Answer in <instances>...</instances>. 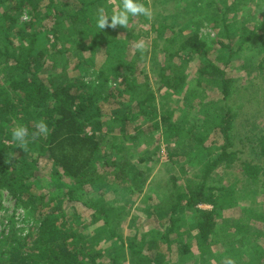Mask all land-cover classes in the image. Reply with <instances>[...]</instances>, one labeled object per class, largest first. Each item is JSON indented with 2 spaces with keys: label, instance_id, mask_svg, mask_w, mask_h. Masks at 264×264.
<instances>
[{
  "label": "trees",
  "instance_id": "obj_1",
  "mask_svg": "<svg viewBox=\"0 0 264 264\" xmlns=\"http://www.w3.org/2000/svg\"><path fill=\"white\" fill-rule=\"evenodd\" d=\"M73 1L70 7L66 0H0V195L29 212L35 224L32 232L23 236L9 232L0 240V264H117L118 250L102 249L98 237L115 238L120 251L128 249L131 264L138 257L147 264H180L171 259L170 240L180 237L183 224H195L203 244L196 264H225L227 258L235 264H264V202L250 207L264 200V123L249 117V122L237 125L239 115L227 99L236 95L241 78L213 61L196 32L165 19L156 6L162 0H152L151 18L145 19L150 20L155 39L152 50L165 47L162 58L177 57L183 68L196 62L190 76L205 99L203 113H193L181 104L187 83L182 72L161 69L156 89H144L137 80L139 60L132 55L139 35L120 26H97L100 9L110 20L113 0ZM116 1L122 7L121 0ZM202 1L212 4L195 0L198 8ZM139 2L148 8L146 0ZM23 14L26 22L20 21ZM243 41L239 46L251 42L264 50L258 46L264 45V32ZM93 50L102 52L99 68L109 58L117 63L87 80L97 67L90 55ZM67 69L77 72L68 75ZM258 69L261 80L263 69ZM254 80L249 78V83ZM161 89L164 95L157 96ZM167 96L176 97L178 119L157 106L156 98L163 101ZM36 120L44 121L49 131L32 139ZM20 125L28 128L33 157H20L24 149L12 136ZM159 125L157 135L167 145L170 168L179 167L167 181L152 174L159 161L153 151L136 152ZM42 157L69 178L62 193L55 194L52 179L41 172ZM148 159L152 164L146 165ZM217 169L223 172L222 179L214 178ZM97 181L102 187H94ZM54 183L63 186L61 178ZM145 186L155 199L149 202L147 215L154 213L163 229L144 227L125 241L119 220L123 207L118 205L117 211L114 203L142 194ZM149 198L143 194V200ZM77 204L89 211L93 229L81 226ZM231 207L259 214L249 216L246 226L239 220L218 222ZM214 236L219 238L217 247L211 246ZM176 249L180 255L190 253L180 240Z\"/></svg>",
  "mask_w": 264,
  "mask_h": 264
},
{
  "label": "rangeland",
  "instance_id": "obj_2",
  "mask_svg": "<svg viewBox=\"0 0 264 264\" xmlns=\"http://www.w3.org/2000/svg\"><path fill=\"white\" fill-rule=\"evenodd\" d=\"M146 1L148 2L147 7L150 11H152L154 2L152 0ZM162 1H156V6L164 13L166 17L165 19L176 22V24H174L173 21L170 22L175 27L177 26L181 29H190L196 32L200 39L203 40L209 48L211 52L210 56L213 61L220 64L223 68L226 67L228 69L227 71L232 73V76L241 78L240 86H238V92L235 96L230 94L227 99L229 106L235 109L239 115L237 125H241L242 122L249 119V117L252 119H260L262 123H264V77L261 80H257L259 66L260 69H263V73L261 75H264V50L258 49V47L251 44V42L239 46L241 43H244L243 40L245 38L264 32V13L263 6H261V3L264 0H248V2L244 0H212V4H208L207 1H202L200 6L202 8L197 7L198 4L195 0ZM66 2H69L70 7L75 5L73 0H66ZM226 8L229 9L225 10ZM120 9L121 7L119 2L116 0L111 1L108 9L110 18ZM145 19H148V17L142 14L137 16L130 15L128 25L126 27L127 30H132V32L134 30V32L139 35L136 43L143 41L145 44L143 52L137 48L132 50L133 59L136 61L139 60L137 62L136 70L138 76L137 80L143 83L144 89L154 91V89H156L155 80L160 78L161 69H164L165 73L169 71H180L187 78V83L183 92L186 96V101L184 100L181 102L182 106L186 109L189 108L193 113H203L204 106L202 103L205 97L203 95L200 96L201 90L195 85L194 80L190 76L191 69L195 66L196 62H191L188 68H186V64H184L185 68H183V65H179L180 60L177 57L168 59L162 58L163 49L165 47H163V49L162 47H158L155 51L152 50L151 46L154 44L155 39L152 37L153 34L149 30L150 20ZM27 20V14L21 15L20 21L26 22ZM230 40L234 41L230 44ZM82 45L83 44L80 43L78 46L82 47ZM258 46H260V48H264L263 44L262 46ZM100 53L101 54L96 53L94 50L90 53L97 67H94L93 70H91L86 76L87 80H91L97 76L100 69L103 70L109 65L114 66L117 63L116 59L109 58L99 68L98 66L101 63L100 59L102 57V52ZM86 54L88 55L89 53L86 52ZM141 58H146V61H140ZM161 65H164V68ZM251 69H255V71L249 75V70ZM76 72L77 71H72L70 69H67L66 71L68 75H74ZM171 74L179 75L180 73L174 72ZM249 78L255 79L253 85L249 83ZM160 93L161 96L162 94L164 95L165 90L161 89V92H158L157 96ZM175 99V96H167V99H163V101L160 100V97L156 98L157 106L161 108L160 111H162V108L165 107V115L172 119H178L179 114V112L174 109L176 102ZM220 101L218 102L220 103ZM36 121L40 122V120ZM247 122L249 121L247 120ZM157 133H161L160 125L157 128V132L153 130L148 133V137L142 142L143 144L137 146L136 150L138 151L136 152L143 154L145 152L153 151L155 156L159 158V161L154 166L152 174L154 173L160 180L167 181L171 172L178 173L179 167L173 166V168H170L167 158V145L159 138ZM128 146L131 148L132 144L129 143ZM21 149H24L23 152L20 151V157L22 158H29L35 155V150L31 149L28 146V143L26 147ZM39 160L38 165L43 175L46 176L47 180L52 179L50 184L52 185L51 189L53 192L55 194L62 193L63 189L67 188L69 178L62 175L63 173L61 169L52 167L47 158L42 157ZM150 164H152V161L151 159H148L146 165ZM215 172L217 173L213 175L214 178L222 179L223 172L219 169ZM59 178L63 180V186L57 187V184H55L54 181L59 180ZM236 178H238L237 172ZM184 179L185 174L179 182H183ZM226 180L227 178L224 181ZM96 186L102 187V182L100 183L97 181V184H94L95 188ZM143 194L150 195L151 198L143 200ZM152 195L153 193L148 190L147 186H145L143 187L142 194H134L131 197L123 198L122 202L118 201L114 203L116 210L118 205L123 207L120 214L121 218L119 219L121 222L120 234L123 237V240L126 241L128 236H132L136 232H141L144 227L147 229L149 227H158L160 225V222L155 217L154 213L151 212L152 214L150 213V215H147V211H151L149 202L153 203L155 201ZM263 202L264 200L260 201V204L251 203L250 207H261ZM239 203L242 204V207L245 204L241 201V199L239 200ZM199 206L202 208L209 207L207 205ZM74 207L82 218L80 222L81 226H86L89 230L93 229L94 225L91 224L90 217L88 216L89 211L81 210L82 208H80L78 204L74 205ZM124 207L127 208L128 213H126ZM108 214L109 216H112L111 212ZM258 214L259 210L254 209V211H249V209H246L244 214L241 211L239 212L237 207H231L224 210L217 220L218 222H221L223 219H228L232 222L239 220L240 224L246 226L250 220L248 219L249 216H257ZM161 223V225H165L166 220H161ZM34 226L35 224L33 223L29 212L18 206L14 200L9 198L7 195H0V240H3L9 232H14L18 236H23L28 232H32ZM158 228L162 227L160 226ZM179 231L182 232L180 237L170 240V247H172L171 259L173 261H178L180 264H196L195 259H199V257H197V255L199 256L197 250L198 248L201 249L203 244L200 242L195 224H183V226L179 228ZM175 232L170 233V235L172 236ZM137 236H139V234ZM95 240L101 241L100 247L102 249L110 251L113 250V252L118 250L116 254L117 264H131L128 249L124 248L120 251L119 242L115 238L105 240L98 237L95 238ZM178 240L188 244L190 253L185 255L179 254L176 249ZM218 241V236H214L211 240V246L217 247L219 243ZM133 264H147V260L138 257L134 260Z\"/></svg>",
  "mask_w": 264,
  "mask_h": 264
},
{
  "label": "clouds",
  "instance_id": "obj_3",
  "mask_svg": "<svg viewBox=\"0 0 264 264\" xmlns=\"http://www.w3.org/2000/svg\"><path fill=\"white\" fill-rule=\"evenodd\" d=\"M122 7L119 11L114 13L110 20L109 17L104 14V10H99V18L97 26L100 29L112 28L115 29L117 26L126 28L129 21V16L144 15L151 18V11L149 8H146L143 3L139 0H121ZM110 21V22H109ZM136 48L141 52L145 49V44L143 41L136 43ZM36 132L32 133V139L37 138L38 136H46L48 134V126L44 121H40L36 124ZM13 139L17 141L21 148L26 147L28 143V128L25 125H20L13 129L12 132ZM225 264H235V261L232 258H227Z\"/></svg>",
  "mask_w": 264,
  "mask_h": 264
},
{
  "label": "crops",
  "instance_id": "obj_4",
  "mask_svg": "<svg viewBox=\"0 0 264 264\" xmlns=\"http://www.w3.org/2000/svg\"><path fill=\"white\" fill-rule=\"evenodd\" d=\"M261 6H263V13H264V1L261 3Z\"/></svg>",
  "mask_w": 264,
  "mask_h": 264
}]
</instances>
